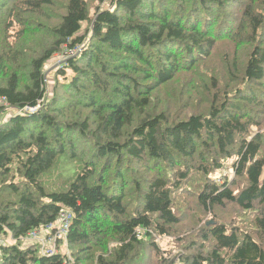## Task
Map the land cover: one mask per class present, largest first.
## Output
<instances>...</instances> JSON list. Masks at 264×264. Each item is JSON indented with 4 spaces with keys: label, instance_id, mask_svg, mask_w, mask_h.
Instances as JSON below:
<instances>
[{
    "label": "trees",
    "instance_id": "obj_1",
    "mask_svg": "<svg viewBox=\"0 0 264 264\" xmlns=\"http://www.w3.org/2000/svg\"><path fill=\"white\" fill-rule=\"evenodd\" d=\"M224 41L254 44L245 77L264 107V0H0V112H22L0 124V264H64L22 247L64 209L87 264H264L263 110L213 98L175 121L149 97ZM78 47L49 98L47 62ZM63 159L81 171L48 191L41 179ZM231 159L234 179L219 182ZM227 211L249 213V230ZM154 234L182 251L159 253Z\"/></svg>",
    "mask_w": 264,
    "mask_h": 264
},
{
    "label": "rangeland",
    "instance_id": "obj_2",
    "mask_svg": "<svg viewBox=\"0 0 264 264\" xmlns=\"http://www.w3.org/2000/svg\"><path fill=\"white\" fill-rule=\"evenodd\" d=\"M83 26L87 28L90 24L89 22H85ZM20 39L25 43L23 37ZM12 40L13 39H11V41ZM35 42L36 41L29 42V45L33 46ZM82 50V47H78L72 51L65 49L47 62L45 66V77L47 79L49 98L54 96L55 87L58 82L64 83L66 82V77H72L71 71L69 70L67 71L66 77L59 76L58 71L62 70L69 60L76 58ZM253 50L254 44L250 41L240 48H237L234 43H226V41L220 43L212 50L210 56L201 59L196 66L193 67L194 69L180 72L172 82L152 90L149 95L152 110L154 108H160V111L166 112L169 117L171 116L173 120L178 121L187 118L191 114L208 112L212 102H214L212 101L214 98V100H218L219 105L230 102L231 104H239L241 108L248 112L253 108L263 110L261 112L264 113V107L249 95L250 89H256L258 87L253 82L248 81L245 77V69ZM11 61L12 64L10 71L17 70L19 72L18 66L25 65V57L17 56ZM151 82L153 81L146 84H151ZM141 93H144L142 89ZM246 97L250 98V100L249 98L246 99L249 100L248 103L244 100ZM3 103L4 101H0V108L3 106L6 107V103ZM19 113L22 112L20 110L17 112L10 108L0 112V124L8 121L12 116ZM256 113L258 114V112ZM81 114H83V116H92L89 114V110H84ZM254 129L256 130L255 127ZM80 140L82 139H79V141ZM87 144L90 143L88 142ZM234 160L235 159L229 160L226 168L218 171L214 175L219 182H221L226 176L234 179V170L232 168ZM60 162H58L52 172L47 173L41 179L48 191L65 190L70 183V175L76 171V168L81 171V168L76 166L74 160L63 159L62 163ZM136 167H138V164H136ZM15 181L18 182V180ZM67 211L72 213L71 217L73 222V212L71 210ZM226 214L229 218H231V215L233 214L231 219H236L239 226L245 231L246 229L249 230V213L243 214L242 212L227 211ZM208 217L210 218L212 215L208 214ZM59 219L52 226L43 227L40 230H37L38 235L36 238L29 235L24 237V239H22V247L36 245L39 248L41 255L42 252L58 253L64 256V264H87L86 261L82 262L78 260L80 254H78V251L75 252L74 249L70 248L68 236L66 238H60L57 235L58 229L61 227ZM193 224H195V221L189 220L185 222V228L187 229ZM155 236L156 235L154 234L153 237L157 239V244L159 246V253L167 254V252H169V254L175 255L182 251L184 242L177 243V237L175 235L171 234L161 237ZM3 239L5 241L8 240V242H11L12 244L17 243L11 238V236H4ZM1 241L3 240L1 239ZM113 246L114 243H111L109 249ZM159 258V255H154L152 259L147 257L145 261L148 262V264H152L158 261ZM167 258H170V255H168Z\"/></svg>",
    "mask_w": 264,
    "mask_h": 264
},
{
    "label": "built area",
    "instance_id": "obj_3",
    "mask_svg": "<svg viewBox=\"0 0 264 264\" xmlns=\"http://www.w3.org/2000/svg\"><path fill=\"white\" fill-rule=\"evenodd\" d=\"M26 110H24L23 112H25ZM31 112H34L36 111L35 109H30ZM72 213L67 211V210H64L61 215H60V222H61V227L58 229V232H57V235L60 237V238H66L69 234V231H70V227H71V224H72ZM52 226V225H50ZM48 226V227H50ZM27 235L33 237V238H36L37 235H38V232L37 231H31L29 232ZM53 254H56L55 252H42V255H53Z\"/></svg>",
    "mask_w": 264,
    "mask_h": 264
},
{
    "label": "bare ground",
    "instance_id": "obj_4",
    "mask_svg": "<svg viewBox=\"0 0 264 264\" xmlns=\"http://www.w3.org/2000/svg\"><path fill=\"white\" fill-rule=\"evenodd\" d=\"M57 254V253H56ZM64 263H65V261H64Z\"/></svg>",
    "mask_w": 264,
    "mask_h": 264
}]
</instances>
